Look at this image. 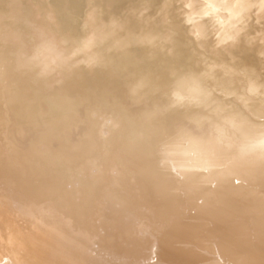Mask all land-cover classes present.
<instances>
[{
    "label": "bare ground",
    "instance_id": "1",
    "mask_svg": "<svg viewBox=\"0 0 264 264\" xmlns=\"http://www.w3.org/2000/svg\"><path fill=\"white\" fill-rule=\"evenodd\" d=\"M0 264H264V0H0Z\"/></svg>",
    "mask_w": 264,
    "mask_h": 264
}]
</instances>
